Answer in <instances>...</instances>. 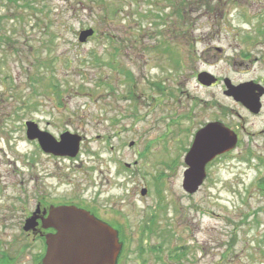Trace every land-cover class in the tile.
Listing matches in <instances>:
<instances>
[{
  "label": "rangeland",
  "instance_id": "obj_1",
  "mask_svg": "<svg viewBox=\"0 0 264 264\" xmlns=\"http://www.w3.org/2000/svg\"><path fill=\"white\" fill-rule=\"evenodd\" d=\"M261 76L264 0H0V250L39 264L26 217L72 202L117 226L119 264H264V114L223 94L225 78ZM216 118L242 126L240 142L188 194L186 148ZM27 120L80 134L76 156L43 152ZM150 216L173 232L161 260L160 238L141 240ZM177 245L180 261L168 257Z\"/></svg>",
  "mask_w": 264,
  "mask_h": 264
},
{
  "label": "water",
  "instance_id": "obj_2",
  "mask_svg": "<svg viewBox=\"0 0 264 264\" xmlns=\"http://www.w3.org/2000/svg\"><path fill=\"white\" fill-rule=\"evenodd\" d=\"M93 33L92 28L82 29L77 39L83 43ZM216 79L208 71L197 74L198 82L205 86L214 84ZM223 82L226 96L242 103L252 113H258L264 78L262 84L249 80L234 85L228 78ZM25 134L27 139L37 140L43 152L57 156H76L82 140L80 134L70 131L62 132L56 139L32 120L25 122ZM236 142V134L222 122H208L197 129L183 158L186 167L182 174V189L188 194L196 192L206 177V164L215 156L233 149ZM146 191L145 187L141 188V195ZM38 212L39 207H36L26 217L24 231L36 230ZM40 221L42 228H53L55 232L44 235L46 248L39 264H115L122 246L117 231L87 210L74 205L50 206L48 214Z\"/></svg>",
  "mask_w": 264,
  "mask_h": 264
},
{
  "label": "trees",
  "instance_id": "obj_3",
  "mask_svg": "<svg viewBox=\"0 0 264 264\" xmlns=\"http://www.w3.org/2000/svg\"><path fill=\"white\" fill-rule=\"evenodd\" d=\"M179 18H183V16L179 14ZM46 76L49 77V75H46ZM49 86L50 87L53 86L56 89V91L58 90L57 85L54 83H50ZM141 234H142L141 240H143L145 237L148 238L152 235L160 238V242H158L157 244L151 245L150 248L152 252H155L156 259L161 260V256L159 255V253L157 254L158 252L157 250H160L162 248V244L165 243V241H167L168 238L172 237L173 232H171L166 227H162L159 224V221L154 218V216H150L147 219V222H144V224L142 225ZM43 247H44V243H43ZM184 249H185V246L177 245L173 249H169L168 257H170L171 259H176V261H180V258L185 255ZM42 255H43V252L37 255L38 260L41 258ZM11 257H12V251H7L6 249H3V248L0 250V264H13L12 262L13 260L12 261L10 260Z\"/></svg>",
  "mask_w": 264,
  "mask_h": 264
},
{
  "label": "flooded vegetation",
  "instance_id": "obj_4",
  "mask_svg": "<svg viewBox=\"0 0 264 264\" xmlns=\"http://www.w3.org/2000/svg\"><path fill=\"white\" fill-rule=\"evenodd\" d=\"M218 81H219V79H217L216 84H218ZM254 81L256 83H262L263 76L257 78ZM263 100H264V93L260 97L261 107H260V109L258 111V114H261V113L264 114V102H263ZM237 103L241 104V106L245 110H247L249 113H251L253 115L257 114V113H252L251 111H249L242 103H240L238 101H237ZM212 121H214V120H212ZM215 121H221V118H216ZM225 124L235 132V134L237 136V143H239L240 142V133L239 132H240V130L243 129V127L242 126H239V127H241L239 129V127L236 126V125L235 126H229L228 123H225ZM49 155L50 156H55L53 154H49ZM37 205L39 207L38 215L40 217L38 218V225L36 227V230L33 232V235L40 237L41 240L43 241V243H44V235L46 233H53L55 231L53 228L44 229V228L41 227L40 218L41 217H45L48 214V210H49L50 206H57V205H75L78 208H82V209L87 210L90 214L94 215L97 219L103 221L104 223H107L108 225H110L111 227H113L114 229H116L118 231L117 226L111 220H109V219L105 218L104 216H102V214L100 213V211L98 209H96L95 207H93V206H86V205H81V204H75V203H72V202H57V203H54V204L47 203V204H43V205H41V204L38 203ZM44 211H46V213H44ZM118 236H119V231H118ZM119 240H120V238H119ZM44 249H45V247H44ZM122 250H123V245H122L121 251H120V253H119L118 257H117V260H116L115 264H119V261H120L121 255H122Z\"/></svg>",
  "mask_w": 264,
  "mask_h": 264
},
{
  "label": "bare ground",
  "instance_id": "obj_5",
  "mask_svg": "<svg viewBox=\"0 0 264 264\" xmlns=\"http://www.w3.org/2000/svg\"><path fill=\"white\" fill-rule=\"evenodd\" d=\"M264 78V77H263ZM219 122H222V121H219ZM223 123V122H222Z\"/></svg>",
  "mask_w": 264,
  "mask_h": 264
}]
</instances>
